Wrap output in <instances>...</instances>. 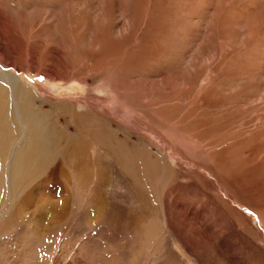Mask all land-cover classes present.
I'll use <instances>...</instances> for the list:
<instances>
[{"label": "rangeland", "instance_id": "1", "mask_svg": "<svg viewBox=\"0 0 264 264\" xmlns=\"http://www.w3.org/2000/svg\"><path fill=\"white\" fill-rule=\"evenodd\" d=\"M0 54L63 134L8 167L0 264H264V0H0Z\"/></svg>", "mask_w": 264, "mask_h": 264}, {"label": "bare ground", "instance_id": "2", "mask_svg": "<svg viewBox=\"0 0 264 264\" xmlns=\"http://www.w3.org/2000/svg\"><path fill=\"white\" fill-rule=\"evenodd\" d=\"M44 5H45V3H44ZM39 6H40V4H39ZM23 8H26V7H23ZM23 12L25 13V11H23ZM56 14H54L55 17L57 16ZM22 44L24 46V43H22ZM19 49L23 50L24 48H19ZM13 53H18V50H16L14 48ZM33 56L34 57L30 60V62L33 63V65H37L36 64L38 62V61H36L37 56L35 54H33ZM2 58L3 57L0 54V61L4 62L2 60ZM12 61H8V62L14 66L15 62H12ZM28 69H33V67H30ZM68 73L69 72H67V74ZM49 74H50V76H54L55 78L57 77L54 73L53 74L49 73ZM0 78H2L3 82L6 83L5 87H7V86L10 87V90L7 89L8 87L7 88H4V87L0 88V123L3 122V120H4V124L2 125V128H0V140H1V143H3L0 146V162L2 163V164H0V187H1L0 198H1V196H2L1 191L4 190L3 189L4 187L2 188V186H4V184H5L6 176L9 175L8 167L9 166L11 167V165H13L17 172L21 169L22 171L28 172V173H29L28 169L31 166L39 165V167L36 166L33 169H36V168L41 169V167H40V166H42L41 164L47 165V164H45L46 159H48V161H51V160H53V158L56 157V155H53L52 153L54 151L57 152L56 146H59L58 140H61L60 138L63 134L59 135L56 132L57 128L55 127V125L49 123V120H48L49 116H43L42 110H37L36 108L33 107V104H34L33 95L25 87H22L18 84V78L16 75H14L13 73L3 72V73H1ZM10 97H11V99H10ZM5 117H6V119H4ZM5 122H6V124H5ZM34 123L40 124L41 128L37 129L36 131H40V133L44 134V137L46 138L45 150H44V162L40 161L41 158H39V160L36 162L38 164H33L34 161L33 160L31 161L30 154L32 152L30 150H29V153L27 155H25L22 159L19 158V156H18L19 152H21L20 147L23 145V144L22 145H18V144L21 143V140L23 138H26V137L30 138L31 135L34 132H36L35 128L33 127L34 125H32ZM69 146H70L71 156L76 157V155H77V164H74V168L75 169L77 168L76 172L81 176L88 175L90 172V167L88 166V164H85V158L83 157V151L80 149L81 145H75V143H74V145H69ZM14 150L18 151V154L16 152L17 156L13 158V162H12L13 164H11L8 162L7 159L9 156L10 157L13 156L12 154H13ZM50 150H54V151H50ZM17 160H19V162H22V164H24V165L15 164V161H17ZM38 172H40V171H38ZM10 173H11V171H10ZM60 174H62V173H60ZM16 175H18V173ZM32 175H34V174H32ZM29 177H31V176H29ZM33 180L36 182L34 183L32 189L34 191L42 192V189H45V187L49 184L50 179L48 176H44L43 173H41L39 176L35 177ZM30 182H31V180H30ZM14 187H15V185H13V188ZM5 188H8V187H5ZM31 195L32 196H30L29 198H32L34 196V194H31ZM39 205H41L42 209L45 207H49L51 210V213H52V219H54V222H56V220L58 219V217L60 215V213L58 212L59 210L57 211L56 205L52 202H49V201H43ZM19 208H20V206H19Z\"/></svg>", "mask_w": 264, "mask_h": 264}]
</instances>
